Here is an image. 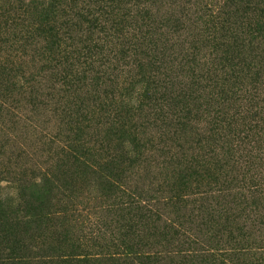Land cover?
I'll return each instance as SVG.
<instances>
[{
  "label": "trees",
  "instance_id": "trees-1",
  "mask_svg": "<svg viewBox=\"0 0 264 264\" xmlns=\"http://www.w3.org/2000/svg\"><path fill=\"white\" fill-rule=\"evenodd\" d=\"M52 94L64 104L51 163L17 188L19 203L0 200V226L25 227L22 212L46 225L53 191L79 183L122 224L116 240L69 243L65 255L54 234L59 264H173L154 251L165 243L186 247L178 264H253L229 208H202L212 244L186 235L182 219L192 196L226 205L232 181L249 182L257 202L258 184L237 175L264 140V0H0V116L20 100L44 109ZM140 168L142 180L159 169L157 189L131 184ZM22 247L11 245V261L22 264Z\"/></svg>",
  "mask_w": 264,
  "mask_h": 264
},
{
  "label": "rangeland",
  "instance_id": "rangeland-1",
  "mask_svg": "<svg viewBox=\"0 0 264 264\" xmlns=\"http://www.w3.org/2000/svg\"><path fill=\"white\" fill-rule=\"evenodd\" d=\"M48 75V73H44L43 79ZM42 101L46 104V108L33 110L25 100H20L12 111L14 117L0 116V200L4 201L6 198H11L13 201L10 204L13 206L14 203H19L16 200L17 188L21 185L26 186L31 179L39 183V176L49 168L47 163L51 154L48 153L53 148L47 145V140L49 137H57L59 134L58 129H60L59 123L61 122L59 108L61 104H64L62 94H52L48 100ZM254 147L257 150L250 153V163L244 168L243 174L241 170L238 172L237 180H240V177L246 172H248L245 175L246 178L248 175L252 176L249 178L253 181L251 184H258L260 187V193L256 195L258 197L256 204H252L250 199L252 195L247 192V189H250L249 182L244 187H240L241 184H235L236 181H232V185H229L230 189L225 193L224 190L220 193L222 197L227 196L224 199L227 201L226 205H223L224 201L220 204H214L211 200L200 201V198L205 196H192L189 198L190 203L182 221L186 222L183 225L186 235H190V237L199 236L204 244H212L211 226L206 231L200 225L202 223L200 216H203L202 208L207 210L213 208L215 211L224 207L229 208L228 214H233L234 223L237 224L235 226L241 229L240 234L244 236L245 245L249 247V251L245 250L249 253L247 261L253 264L255 261L257 264H264V256L259 255L264 254V140L254 144ZM241 149L243 147L239 149L237 155L243 157L244 151ZM158 172L159 169L157 168L151 169L148 174L149 179L142 180L144 171L143 168H140L138 175L133 178L131 184H135L138 176H140L141 182L144 181L145 190H147L149 182L152 183L150 188L157 189L158 182L151 180L155 176L159 180ZM70 188L64 189V191L58 188V191H53L54 199L50 204L56 214L54 219L46 225L42 224L37 228L36 223L38 221L22 212L18 213L17 220L18 223L27 222L25 227L23 226L14 232V228L8 230L3 228V225L0 226V264H17L19 262L15 259L11 261V257L16 258L18 253L9 251L11 245L16 242L23 246L19 253L20 256H23L22 264H59L62 251H59L54 243H52L54 249L48 250L54 234L57 240L62 239V234L64 236V255L67 253L65 246L69 243L88 245L96 237L95 244H98L97 242L105 244L118 238L117 232L120 231L118 227L122 223L117 217L116 208L111 207L109 201L103 199L97 190L90 185L77 183L75 187ZM146 196H153V193ZM216 197L219 198L220 196ZM194 200L197 202L191 204V201ZM197 209L200 211H196ZM161 212H163L162 221L167 222L173 219L166 211ZM197 226L201 230V235H197ZM99 237L104 241H100ZM221 239L225 240V236H221ZM153 246H155L154 251L161 252L162 256L171 257L173 264H178L179 253L186 248L176 243ZM221 246V248H227L224 244Z\"/></svg>",
  "mask_w": 264,
  "mask_h": 264
}]
</instances>
